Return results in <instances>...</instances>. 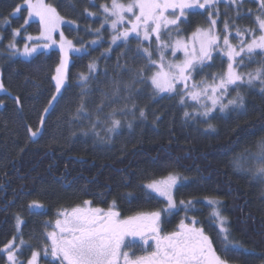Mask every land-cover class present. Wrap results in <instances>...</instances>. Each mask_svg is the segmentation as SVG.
<instances>
[{
    "label": "trees",
    "instance_id": "1",
    "mask_svg": "<svg viewBox=\"0 0 264 264\" xmlns=\"http://www.w3.org/2000/svg\"><path fill=\"white\" fill-rule=\"evenodd\" d=\"M255 1L245 0L240 5L239 19L232 7L221 4L229 12L225 10L227 16L221 15L219 21L233 15L239 23L252 26L254 19L243 13L258 10ZM45 3L68 21L62 27L63 36L88 50L72 56L63 91L50 107L61 53L52 49L28 59L18 56L25 44L31 47L29 36L41 34V26L28 20L24 0H0V68L6 90L0 95V249L22 234L25 246L21 257L30 258L31 251L39 250L41 262L57 264L43 249L49 246L45 235L53 230L59 214L84 201L104 210L114 202V210L122 218L160 212L165 233L175 231L183 219L190 225L195 221L219 252L221 225L213 215L216 208L227 217L230 238L240 245L241 250L229 254L230 264H264V180L253 178L247 171L255 169L256 161L245 153V149L255 153L257 142L264 138V83L257 81L239 89L245 98L243 109L230 107L222 112L219 105L207 117L199 103H189L185 98L181 104L179 95L160 93L150 81L134 83L128 89L126 85L133 82L136 70L144 68L145 76L157 70L147 68L148 61L137 52L139 44L141 50L152 51V59L159 62L155 39L145 42L142 35L137 38L132 34L127 42L117 40L113 44V31L107 24L101 27L104 14L99 7L111 0ZM16 7H20L19 12H15ZM208 23L199 9L186 10L173 36L188 38ZM96 29H100L99 35ZM162 40L168 43L164 35ZM94 41L98 42L95 46L91 45ZM10 43L15 48H9ZM164 57L168 60L165 53ZM257 62L264 63V56L256 55L251 63L245 60L246 66L238 71H253ZM93 63L95 69L89 72ZM225 65V59L215 55L205 68L207 72H197L194 82L200 78L213 82L214 75L223 74ZM82 73L89 76L87 84L80 80ZM82 87L87 93L86 111L77 114ZM235 95L230 90L224 102ZM101 101L105 107L97 121L96 106ZM125 103L135 104L134 114L118 115L121 127L108 132L107 113ZM140 110L145 112L143 118ZM185 112L190 115L185 117ZM29 129L37 136L32 137ZM242 154L245 170L238 171L233 160ZM170 174L179 179L171 190L176 207L168 210L167 197L150 193L146 185L165 180ZM212 200L217 203L212 204ZM33 201L41 207H32ZM18 217L22 221L19 226ZM129 249L142 254L141 244ZM5 254L0 251V264H10Z\"/></svg>",
    "mask_w": 264,
    "mask_h": 264
},
{
    "label": "snow or ice",
    "instance_id": "2",
    "mask_svg": "<svg viewBox=\"0 0 264 264\" xmlns=\"http://www.w3.org/2000/svg\"><path fill=\"white\" fill-rule=\"evenodd\" d=\"M220 2L221 0H130L129 3L124 4L120 0H111L110 4L99 5L104 14L101 27L104 24H110L113 30L111 37L113 44L117 40L127 42L132 34H135L137 38L142 35L145 42H150L154 38L157 44L156 55L159 57V63L152 59V51L148 48L141 50L138 44L137 52L143 54L148 61L146 67L149 69L155 67L157 70L149 76H145L144 68L136 70L133 82L127 84L126 87L132 89L134 83L150 81L151 86L158 92L179 95L181 104L185 103V98L197 101L204 109L202 115L205 117L209 116L218 104L222 112L230 107L243 109L245 98L239 89L251 86L257 81L264 83V63L257 62L258 67L253 71L245 73L238 71L240 67L246 66L245 60L251 63L254 62L256 55L264 56V0H259L260 7L258 13L255 14L256 28H240L235 20H232L230 24L228 19H224L222 21L223 37L216 28L220 16L218 9ZM227 2L236 5L234 10L237 18H241L240 5L243 0H227ZM24 3L27 5L29 18L39 17L42 26L40 36L35 39L43 38L56 43L53 40V33L63 20L57 10L45 4L44 0H24ZM197 8L208 9L209 27L207 29L197 28L192 33L191 46L180 39H176L173 44L162 40V32L164 36H170L173 26L179 28L180 19L186 15V10ZM169 10H172L170 14L175 18H169V15L166 14L169 13ZM19 11L20 7H16L15 12ZM88 15L95 14L89 13ZM224 15L227 16V12ZM233 29L238 39L236 45H233L229 38ZM19 31V29L15 30L17 34ZM95 31L99 35L100 29ZM28 39L31 40L33 37L29 36ZM49 46V44L44 45V47ZM8 47L15 48V44L10 43ZM59 47L63 56L53 77L57 94H60L67 79L66 69L69 53L80 51V49L74 48L73 42L66 39L63 33H61ZM169 47L173 48V55L176 51L183 49L184 59L180 62H165L164 50ZM37 50V46L29 47L25 44L23 54L31 56ZM217 50L228 59L226 71L222 75H214L211 84L202 80L198 86L193 81L190 90L189 82L192 81V73L198 68L203 69L207 62L213 59V53ZM94 69L95 64H90L89 72ZM125 70L133 71L129 68ZM80 80L87 84L89 76L82 73ZM177 85L182 90H178ZM0 90H4L2 80H0ZM230 90L235 91L236 95L227 99L225 103V97L229 96ZM116 91H119L118 84ZM86 95L87 93L82 87L77 114L86 111ZM56 99V96L52 97L53 101ZM49 106L51 107V102ZM108 106L111 107V104ZM104 107L103 101L96 106L97 121H99ZM135 107L134 103L131 106L125 103L120 108H112L105 117V121L110 122L107 131H117L121 127V119L117 116H126L129 112L134 114ZM47 112L48 108H45L44 113L47 114ZM184 115L188 117L190 114L185 112ZM139 116L141 118L145 116L144 110L139 111ZM43 124L42 117L40 125ZM127 126L130 128L131 122H128ZM212 127L209 124V128ZM29 131L32 137L37 136V132L31 131V129ZM245 153L248 154V159L256 161L255 169L248 168L247 171L252 172L253 178L264 180V138L257 142L255 153H251L248 149H245ZM245 162V156L241 155L233 160V166L238 171H244ZM178 179V176L170 174L165 180L152 181L147 185L149 189L167 197L168 210L176 207L171 190L175 187ZM180 203L183 204L184 201ZM211 203L216 204L217 201L212 200ZM32 207H39L38 202L33 201ZM59 215L62 218L55 221L53 226L55 230L47 232L45 235V238L50 241V245L43 249L45 256L50 254L56 258L57 264H230L229 254L241 250L240 245L234 243L230 238L231 232L227 217H224L216 208L213 209V215L221 225L218 232L219 252L203 229L195 226V221H192L191 225L181 221L176 231L161 236L158 226L161 213L158 211L120 218V213L114 210V202L113 207L104 210L92 207L91 201H84L82 205L65 210ZM21 222L18 217L17 226ZM126 238H131L127 244L125 243ZM136 238L142 240L144 244L148 243L149 238L153 239L155 250L146 255H136L134 252L124 251L125 248H129L135 243ZM24 246L25 241L22 234H19L9 240L0 251L7 253L10 264H38L41 255L38 250H33L27 261L18 259V255L22 254L20 249Z\"/></svg>",
    "mask_w": 264,
    "mask_h": 264
},
{
    "label": "rangeland",
    "instance_id": "3",
    "mask_svg": "<svg viewBox=\"0 0 264 264\" xmlns=\"http://www.w3.org/2000/svg\"><path fill=\"white\" fill-rule=\"evenodd\" d=\"M245 0H243V2H244ZM251 1H255V0H251ZM255 2H257V1H255ZM44 3H45V0H44ZM258 4H259V2H257ZM46 4V3H45ZM221 4H224V5H227V6H229V7H232L231 8V10L233 11L232 13H236V11L234 10L235 9V7H236V5H231V4H229L228 2H227V0H221V2L218 4V9H219V12H220V16H219V18H218V20H217V25H216V28H217V31L220 33V35H221V37H223V35H224V32H223V24H222V22H220L219 21V19H220V17H221V15H223L224 13H225V10H227V12H229L228 11V9H222L221 8ZM48 5V4H47ZM25 6L27 7V5L25 4ZM260 6V5H259ZM198 9V8H197ZM197 9H194V10H197ZM200 11H201V13H204V14H206V16H207V18H208V22H209V17H208V9H199ZM259 10V9H258ZM258 10H256V11H253V12H258ZM171 11L172 10H169V13H166V14H168L169 15V18L170 19H173V18H175L174 16H172L170 13H171ZM253 12H251V11H247V12H245V13H243L244 15H247V16H249V17H252L253 19H254V22H253V25L252 26H249V25H247V24H241V23H239L238 22V20L232 15V16H230L229 18H228V20H229V22H230V24H231V22H232V20H235V22H236V24L240 27V28H245V27H247V28H256L257 27V25H256V23H255V13H253ZM177 15H178V11H177ZM185 17V16H184ZM184 17H181V19H180V21L181 20H183V18ZM213 18H216V17H213ZM28 20L29 21H37L39 24H40V21H39V17H36V16H32L31 18H29V15H28ZM68 23V21H66V20H62V22L59 24V26H58V28L56 29V31L53 33V40H55L56 41V43H52L51 41H47V40H45V39H43V38H41V39H39V40H37V39H35V38H33V39H31L30 40V42H32V44H31V47L32 46H37V48H38V50H37V52H35V53H38V52H42V51H45V52H47V51H50V50H52V49H59V51H60V53H61V59H62V56H63V53L61 52V50H60V47H59V42H60V40H61V33H62V27L65 25V24H67ZM108 26H109V28L111 29V27H110V24H107ZM40 26H41V24H40ZM209 27V23H208V25L207 26H201L200 28L201 29H207ZM112 30V29H111ZM41 31H42V26H41ZM113 31V30H112ZM178 32V29H176V27H172L171 28V33H170V36H166V38H167V41H168V43L169 44H173L174 43V41L176 40L175 38H174V36H173V34H176ZM40 36V35H39ZM38 36V37H39ZM162 36H163V34H162ZM230 38V41H231V43L233 44V45H236L237 43H238V39L236 38V36H235V31H234V29L232 30V35L229 37ZM177 39H180V40H182V41H185V42H187L190 46H191V44H192V35L191 36H189L188 38H185V37H179V38H177ZM246 39H247V37H246ZM45 44H49L50 46L49 47H44V45ZM98 44V42H95V43H92L91 45H93V46H95V45H97ZM74 48H77V49H80V51L79 52H75V51H71L70 53H69V60H68V65H67V69H66V72H67V76H68V71H69V66H70V64H71V61H72V56L73 55H81V54H84L85 52H87V50H88V48L87 47H76V46H74ZM172 51H173V48L172 47H169V48H167V49H165L164 50V53L166 54V57H167V59L168 60H165V62H180V61H182L183 59H184V52H183V49H181V50H179V51H176V53H175V55H173L172 54ZM258 52H259V50H257ZM35 53H33L31 56H26V55H24L23 54V49L18 53V56H20V57H22V58H31ZM220 56L221 58H224L225 59V61H226V65L224 66L226 69H227V63H228V59H227V57L226 56H224L219 50H217V51H215L214 53H213V58H214V56ZM180 56V57H179ZM61 59H60V61H61ZM212 61H213V59L211 60V61H209V62H207V64L208 63H212ZM159 63V62H158ZM207 64H206V66H207ZM206 66L205 67H203V69H197L195 72H193L192 73V81H190L189 82V89L191 90V83L194 81V78L196 77V73L197 72H207V70L205 69L206 68ZM226 69H224L223 71L225 72L226 71ZM2 70H1V68H0V80H2ZM224 72H222V73H224ZM221 73V74H222ZM66 81H67V79H66ZM66 81H65V84H66ZM202 80H201V78L199 79V80H196V84L199 86L200 85V82H201ZM207 82V81H206ZM212 82H210L209 84H211ZM65 84H64V86H65ZM64 86L61 88V90H60V94H57L56 93V89H55V93H54V95L53 96H56L57 98L61 95V93H62V91H63V88H64ZM177 89H180V86L179 85H177ZM6 93V90H5V88H4V90H0V95L1 94H5ZM160 93H169V92H160ZM57 100V99H56ZM56 100H54V101H56ZM189 101V103H195V104H198V102L197 101H193V100H191V99H188ZM53 100H52V102H51V105H52V103L54 102ZM200 104V103H199ZM209 104H210V101H209ZM217 107V109H218V107H219V104L216 106ZM216 110V109H215ZM204 111V110H203ZM146 187H147V185H146ZM147 190H149V192L150 193H153V194H156V195H158L159 196V194L157 193V192H155V191H153L152 189H149L148 187H147ZM160 197V196H159ZM39 203V202H38ZM41 207V205L39 206V208ZM35 208H37V207H35ZM63 211H65V210H63ZM62 211V212H63ZM144 214H146V213H144ZM60 218H62L61 216L58 218V219H60ZM120 218H122V217H120ZM187 220V219H186ZM186 220L185 219H183V222L185 223V224H188L187 222H186ZM192 223V222H191ZM190 225V224H189ZM159 228H160V235L161 236H163V235H166V234H169V233H165L162 229H161V225H160V221H159ZM196 226V225H195ZM197 227V226H196ZM178 228V227H177ZM53 230H51V231H54L55 229L54 228H52ZM131 238H126L125 239V243L127 244L128 242H129V240H130ZM136 244H142L141 245V248L143 249V251L141 250V249H139L140 250V252H144V254L143 255H145V254H147V253H149V252H151V251H154L155 250V241L153 240V239H151V238H149L148 239V243L147 244H144L143 243V241L142 240H140L139 238H136V241H135V243H133L132 244V246L130 247V248H133V247H135V245ZM134 250V249H133ZM124 251H128V252H131L130 251V249L129 248H125L124 249ZM6 255H7V253H6ZM140 255H142L141 253H140ZM50 258H53V259H56L55 257H52L51 255H50ZM29 259V258H28ZM27 259V260H28ZM48 259H49V255H48ZM26 260V259H25ZM38 264H39V261H38ZM42 264H45L44 262H42Z\"/></svg>",
    "mask_w": 264,
    "mask_h": 264
},
{
    "label": "flooded vegetation",
    "instance_id": "4",
    "mask_svg": "<svg viewBox=\"0 0 264 264\" xmlns=\"http://www.w3.org/2000/svg\"><path fill=\"white\" fill-rule=\"evenodd\" d=\"M130 253H133V252H130ZM5 255H6V254H5ZM136 255H140V254H139V253H136ZM6 258H7V255H6ZM18 258H19L20 261H27V260H25V258H23V257L18 256Z\"/></svg>",
    "mask_w": 264,
    "mask_h": 264
},
{
    "label": "bare ground",
    "instance_id": "5",
    "mask_svg": "<svg viewBox=\"0 0 264 264\" xmlns=\"http://www.w3.org/2000/svg\"><path fill=\"white\" fill-rule=\"evenodd\" d=\"M2 73V72H1ZM2 77V76H1ZM244 112V111H243ZM136 114V113H135ZM44 117H46V115L44 116ZM200 118V117H199ZM204 122V121H203ZM209 123V122H208ZM191 125V124H190ZM196 126V125H195ZM199 128V127H198ZM214 129V128H213ZM216 129V128H215ZM213 131H215V130H213ZM243 155V154H242ZM247 156V155H246ZM248 157V156H247ZM250 164V163H249ZM237 170V169H236ZM238 172V171H237ZM144 184V183H143ZM145 188V187H144ZM264 190V189H263ZM149 198V197H148ZM115 199V198H114ZM113 200V199H112ZM186 203V202H185ZM23 228V227H22ZM19 232V231H18Z\"/></svg>",
    "mask_w": 264,
    "mask_h": 264
}]
</instances>
